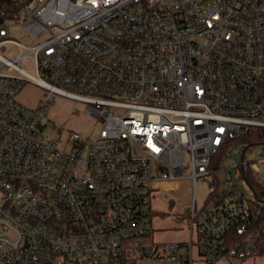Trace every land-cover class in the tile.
I'll return each mask as SVG.
<instances>
[{
	"label": "built area",
	"instance_id": "1",
	"mask_svg": "<svg viewBox=\"0 0 264 264\" xmlns=\"http://www.w3.org/2000/svg\"><path fill=\"white\" fill-rule=\"evenodd\" d=\"M27 83L44 89L35 106ZM53 96L88 103L98 131L45 134ZM260 129L264 0H0V264L255 256L264 203L239 182L264 172ZM184 179L189 238L155 242L152 198Z\"/></svg>",
	"mask_w": 264,
	"mask_h": 264
},
{
	"label": "rangeland",
	"instance_id": "2",
	"mask_svg": "<svg viewBox=\"0 0 264 264\" xmlns=\"http://www.w3.org/2000/svg\"><path fill=\"white\" fill-rule=\"evenodd\" d=\"M10 36L27 44L28 39L23 36V31L19 27L10 29ZM7 57H15L20 53L19 48L14 44H7L6 50L3 52ZM20 64L28 69H31L32 63L28 59H24ZM32 73H34L32 71ZM44 95V89L27 83L21 90L19 96H22V102L34 106ZM51 108L47 120L45 134H48L55 140L60 139V133L57 128L80 130L85 133L93 131L96 133L99 129V124L93 121V115L90 112V105L78 100H73L65 97H52ZM54 123L57 128H52ZM81 126L84 128H81ZM262 150L258 147L255 152ZM255 152H249L248 156L254 157ZM239 157V154H236ZM259 181L264 184V172L258 174ZM169 184H163L162 192L152 198V216L150 228L152 231L153 240L155 242L168 241H185L189 238L191 221L188 217L186 208L193 203L194 199V181L192 179H184L181 181ZM239 187L244 192L245 198L248 200L255 199V194L252 187L246 184L243 180L239 182ZM211 190V186L207 179L201 177L196 181V199L197 204L201 207ZM264 264V255L252 256L245 260L236 258H222L215 264ZM158 258L147 257L139 260L138 264H161L164 263ZM195 264H201L196 261Z\"/></svg>",
	"mask_w": 264,
	"mask_h": 264
},
{
	"label": "trees",
	"instance_id": "3",
	"mask_svg": "<svg viewBox=\"0 0 264 264\" xmlns=\"http://www.w3.org/2000/svg\"><path fill=\"white\" fill-rule=\"evenodd\" d=\"M264 139V129L258 130V135L255 137V140ZM249 184L252 187L257 199L264 203V185L253 175L249 177ZM262 216H264V204L260 206ZM245 232H240L239 236L242 238ZM264 255V244L259 248L255 253V256Z\"/></svg>",
	"mask_w": 264,
	"mask_h": 264
},
{
	"label": "crops",
	"instance_id": "4",
	"mask_svg": "<svg viewBox=\"0 0 264 264\" xmlns=\"http://www.w3.org/2000/svg\"><path fill=\"white\" fill-rule=\"evenodd\" d=\"M18 98H19L20 100L23 99L22 96H19V95H18ZM36 104H37V103H36ZM36 104H35V105H36ZM35 105H34V106H35ZM81 128H84V126H83V127L81 126ZM169 183H174L175 185L177 184L176 182H167V183H165V184L167 185V184H169ZM220 260H221V259H220ZM218 261H219V260H218ZM218 261H217V262H218ZM217 262H215V263H217ZM200 263H201V264H204V263H202V262H200ZM215 263H214V264H215ZM224 263H225V264H228V260L225 261Z\"/></svg>",
	"mask_w": 264,
	"mask_h": 264
},
{
	"label": "water",
	"instance_id": "5",
	"mask_svg": "<svg viewBox=\"0 0 264 264\" xmlns=\"http://www.w3.org/2000/svg\"><path fill=\"white\" fill-rule=\"evenodd\" d=\"M188 210H189V207L186 208V211H188Z\"/></svg>",
	"mask_w": 264,
	"mask_h": 264
}]
</instances>
